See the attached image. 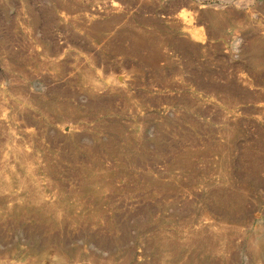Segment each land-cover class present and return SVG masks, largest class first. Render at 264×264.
Returning a JSON list of instances; mask_svg holds the SVG:
<instances>
[{
  "label": "rangeland",
  "instance_id": "1",
  "mask_svg": "<svg viewBox=\"0 0 264 264\" xmlns=\"http://www.w3.org/2000/svg\"><path fill=\"white\" fill-rule=\"evenodd\" d=\"M0 264H264V0H0Z\"/></svg>",
  "mask_w": 264,
  "mask_h": 264
}]
</instances>
